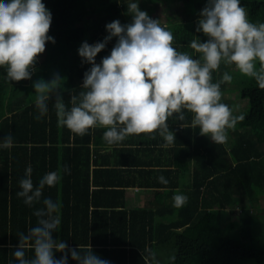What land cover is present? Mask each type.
I'll list each match as a JSON object with an SVG mask.
<instances>
[{
	"label": "trees",
	"instance_id": "16d2710c",
	"mask_svg": "<svg viewBox=\"0 0 264 264\" xmlns=\"http://www.w3.org/2000/svg\"><path fill=\"white\" fill-rule=\"evenodd\" d=\"M42 2L52 14L48 35L55 43L46 42L29 79L6 81V72L0 68V140L11 135L14 141L10 148L0 149V264L14 260L18 234L36 225L34 208L16 195L28 166L34 185L45 173L61 171V181L46 187L43 195L61 205V225L54 237L65 241L69 249L91 247L111 264H169L173 255L174 264H264V219L259 215L264 213L260 203L264 89L234 65L222 62L212 73V82H220L225 72L232 76L231 82L220 83L221 102L234 115H243L244 124L237 121L228 130L226 142L213 143L198 128L192 129L190 112L185 110L183 122L169 117L166 123L175 132L176 145L167 155L180 146L181 161H146L163 139L158 133L130 135L114 145L102 139L103 128L90 129L83 136L74 134L58 124L56 98L72 107L71 97L78 96L84 73L91 67L82 63L78 48L84 41H103L107 23L126 24L130 0ZM180 4L167 10L165 28L172 32L177 51L199 58L190 45L207 39L196 30L207 0H180ZM241 6L251 22H264V0H241ZM115 43L114 37L97 54L96 63L110 54ZM55 75L62 79L59 88L48 101V113L36 119L34 84L51 82ZM238 100L246 101L242 109ZM64 166L70 167V175L63 173ZM160 176L168 180L166 185L159 182ZM127 186L162 187L170 199L154 208H126ZM176 193L188 197L180 208L173 206ZM33 255L26 250L27 258ZM63 255L55 252L54 258ZM68 264L78 262L69 254Z\"/></svg>",
	"mask_w": 264,
	"mask_h": 264
},
{
	"label": "clouds",
	"instance_id": "9594fccd",
	"mask_svg": "<svg viewBox=\"0 0 264 264\" xmlns=\"http://www.w3.org/2000/svg\"><path fill=\"white\" fill-rule=\"evenodd\" d=\"M128 12L131 23L122 25L114 20L106 24L108 35L103 41L81 43L78 55L91 67L84 73L82 90L71 97V108L57 96L58 124L80 136L90 129L103 128L102 139L107 145L118 144L130 135L158 133L168 146L176 136L166 121L174 117L183 122L186 110L192 114V129L198 128L200 135L213 143L226 142L228 130L244 117L234 115L233 109L221 102L220 83L231 82L232 76L225 72L220 82L213 83L212 73L222 62L234 65L264 89V22H251L241 0H207L196 29L207 39L191 43L200 54L193 58L172 46V32L141 11L138 0L129 3ZM51 22V11L42 0H0V68L6 72V81L30 78L46 42L55 43L48 35ZM114 37L116 43L110 54L96 63L97 54ZM60 80L57 76L51 82L34 84L38 93L36 119L48 113V101ZM13 142L11 135L5 136L0 149L10 148ZM32 171L31 166L26 168L16 195L34 208L37 221L26 233L18 234L19 246L9 264H68L69 254L78 264H111L91 247L69 249L65 241L54 237L61 225V205L43 194L46 187H55L61 181V171L45 173L35 185ZM62 171L71 174L68 166ZM158 180L168 183L164 176ZM187 200L185 194L176 193L173 206L180 208ZM27 249L33 251L32 258L26 257ZM55 252L64 255L56 259ZM175 259L174 255L169 257V264Z\"/></svg>",
	"mask_w": 264,
	"mask_h": 264
},
{
	"label": "crops",
	"instance_id": "0c3cea01",
	"mask_svg": "<svg viewBox=\"0 0 264 264\" xmlns=\"http://www.w3.org/2000/svg\"><path fill=\"white\" fill-rule=\"evenodd\" d=\"M164 13L166 14L165 15L166 20L163 18H159L158 17L159 15L153 12L148 13V16L154 20H158L160 24L163 27H165L167 23V11H165ZM126 14H129V13L127 12ZM129 15H130V20L125 19L126 24L132 22V16L131 14ZM56 86H53V87H56ZM165 143L166 142L162 139L161 142L158 143L157 150L155 151L156 153H153L151 156H149L146 161H150V160L151 161H156V160L165 161V159L172 160L173 162L181 161V155H180V152H178V150H180V146L178 149H175V151H173L172 153L169 152L167 155V150L171 149V147H173L176 144L173 143L171 145L165 146ZM190 163L192 164L193 160H190ZM157 167H160V166H157ZM146 168H149V167H146ZM165 191L166 190L162 187L127 186L125 187V193H124L125 194V206L126 208L143 207V206L154 208L155 206H158L161 203H164L165 201L170 199V198H167Z\"/></svg>",
	"mask_w": 264,
	"mask_h": 264
},
{
	"label": "rangeland",
	"instance_id": "374dc122",
	"mask_svg": "<svg viewBox=\"0 0 264 264\" xmlns=\"http://www.w3.org/2000/svg\"><path fill=\"white\" fill-rule=\"evenodd\" d=\"M130 2H132V0H130ZM164 2H166V1L165 0H138V7L142 5L141 7H139V9L141 11H145L147 14L150 12H153L155 14H158L159 18H163L166 20V17H165L166 14L164 12L167 11L168 9H170V11H171L174 7L180 6L181 4H180V0H174L173 2H170L168 4H164ZM95 4L96 5H94V8H96L98 6L97 5L98 3L95 2ZM142 7H144V9ZM94 8H92V9H94ZM129 19H130V15L128 16V20ZM41 58H42V54H40L37 57L38 62L41 60ZM55 77H56V75H55ZM237 78L238 77H235V79H237ZM61 81H62V79H61ZM236 88H237V86L232 88L233 89L232 93H234V95H235V92L237 93V91L235 90ZM238 102L241 104V106H239L240 109H242L245 106L244 103L246 101L238 100ZM239 124L243 125L244 120H239ZM235 126H237V124ZM260 203H261V207L264 209V194H262L260 196ZM259 215L263 216V219H264V213L262 211L259 212Z\"/></svg>",
	"mask_w": 264,
	"mask_h": 264
}]
</instances>
